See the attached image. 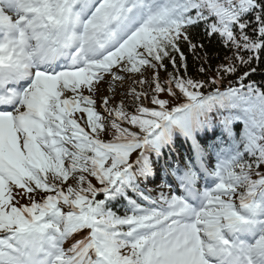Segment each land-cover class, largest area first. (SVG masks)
<instances>
[{
  "label": "snow or ice",
  "instance_id": "1",
  "mask_svg": "<svg viewBox=\"0 0 264 264\" xmlns=\"http://www.w3.org/2000/svg\"><path fill=\"white\" fill-rule=\"evenodd\" d=\"M262 57L264 0H0V264H264Z\"/></svg>",
  "mask_w": 264,
  "mask_h": 264
},
{
  "label": "trees",
  "instance_id": "2",
  "mask_svg": "<svg viewBox=\"0 0 264 264\" xmlns=\"http://www.w3.org/2000/svg\"><path fill=\"white\" fill-rule=\"evenodd\" d=\"M192 34L195 37L196 40L202 42L205 45L206 50L212 54L215 51H219V55H220V59H216L215 57H213V59L210 61V63L212 64L213 67H215V65H217L218 63L221 62V60L223 59V56L225 55L224 50L222 49H218L215 40H208L205 36L204 33L200 30V29H196L194 28L192 30ZM185 55L188 57V75L192 76L195 79H207L206 76L199 74L197 69H198V63L196 61H194L192 54L190 52H188L187 48H183ZM229 55L231 53H228ZM205 67H208V65H205ZM252 67L256 68V71L254 73H252L246 80L245 83H249L251 81H254L258 86L264 88V57L261 58V61L259 63V65L253 63ZM247 68L241 67L240 71L237 73V76L242 75L244 71H247ZM172 66L169 64L167 67V71L164 70V72H166V74L168 72H172ZM181 74H183L181 72ZM213 72H209L208 76L213 75ZM233 80L235 79V81L232 82V86L234 87H238L239 84L236 82V76L233 77H229L226 80ZM226 80L224 82V87H227V83ZM166 97V94H161V98Z\"/></svg>",
  "mask_w": 264,
  "mask_h": 264
},
{
  "label": "rangeland",
  "instance_id": "3",
  "mask_svg": "<svg viewBox=\"0 0 264 264\" xmlns=\"http://www.w3.org/2000/svg\"><path fill=\"white\" fill-rule=\"evenodd\" d=\"M130 74H126V76H129ZM105 90L108 92V86H106ZM126 87H124L123 85V81H121V83L119 84L118 82H116V92L117 95L114 96L115 93L113 94H109V97H113L114 96V99L110 100V104H117L120 100H126L127 98V95H125L126 93Z\"/></svg>",
  "mask_w": 264,
  "mask_h": 264
}]
</instances>
